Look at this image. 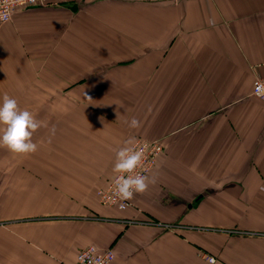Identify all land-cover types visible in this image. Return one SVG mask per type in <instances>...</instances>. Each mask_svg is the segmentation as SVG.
Wrapping results in <instances>:
<instances>
[{
    "label": "crops",
    "instance_id": "0c3cea01",
    "mask_svg": "<svg viewBox=\"0 0 264 264\" xmlns=\"http://www.w3.org/2000/svg\"><path fill=\"white\" fill-rule=\"evenodd\" d=\"M261 78L264 0L18 8L0 24V98L47 127L35 153L0 147V264H76L92 245L112 264H264ZM132 137L162 142L155 182L127 211L101 206Z\"/></svg>",
    "mask_w": 264,
    "mask_h": 264
},
{
    "label": "clouds",
    "instance_id": "9594fccd",
    "mask_svg": "<svg viewBox=\"0 0 264 264\" xmlns=\"http://www.w3.org/2000/svg\"><path fill=\"white\" fill-rule=\"evenodd\" d=\"M16 0H0V24H7L12 21L15 12ZM254 94L257 98L264 99V80H257L254 87ZM92 101L90 97H87ZM129 127L136 129L141 127V121L133 117ZM47 125L37 119L34 113L27 108L21 109L17 99L4 94L0 98V147L6 148L15 154H32L38 151V143L34 142V134ZM56 128L53 125L49 128V140L55 136ZM135 138H129L115 153V162L112 168L113 188L111 197L113 202L130 201L136 194L146 192L154 178H150L136 170L145 159L144 149L134 147ZM126 205L120 204L123 208Z\"/></svg>",
    "mask_w": 264,
    "mask_h": 264
},
{
    "label": "built area",
    "instance_id": "2783aa9c",
    "mask_svg": "<svg viewBox=\"0 0 264 264\" xmlns=\"http://www.w3.org/2000/svg\"><path fill=\"white\" fill-rule=\"evenodd\" d=\"M44 0H16L14 8L15 12L19 8H27L28 6H37L40 5ZM141 1H150V0H141ZM153 1H162V0H153ZM168 1H175L177 0H168ZM14 12V14H15ZM14 16V15H13ZM258 80V79H257ZM256 80V81H257ZM259 80H264L263 78ZM255 81V83H256ZM254 83V87H255ZM254 87L252 88L253 96L257 98V96L254 94ZM259 100H264L257 98ZM134 147H141L144 149L145 152V159L143 160L141 166L136 170L137 172H142L145 175L151 174V172L154 170V168L157 165V160L161 157L163 153V144L159 139H156L154 141H148L144 138L137 140L134 145ZM113 188V180L111 184L106 188H103L102 190H99L98 197L100 201L101 206H106L110 209H119L121 211H127L131 208L132 201L134 198L130 201H116L115 203L112 200L111 197V191ZM124 203L126 206L121 208L120 204ZM204 256V259L209 264H227L223 261H220L216 256H210L207 254H202ZM116 257V253L114 248L107 247L106 249L102 250L94 245L86 247L85 249L81 250L75 260L76 264H112L114 262V258Z\"/></svg>",
    "mask_w": 264,
    "mask_h": 264
},
{
    "label": "rangeland",
    "instance_id": "374dc122",
    "mask_svg": "<svg viewBox=\"0 0 264 264\" xmlns=\"http://www.w3.org/2000/svg\"><path fill=\"white\" fill-rule=\"evenodd\" d=\"M139 140V139H138ZM137 141V140H136ZM163 150V149H162Z\"/></svg>",
    "mask_w": 264,
    "mask_h": 264
}]
</instances>
